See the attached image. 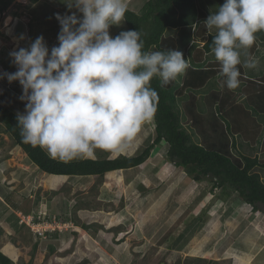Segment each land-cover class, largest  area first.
I'll use <instances>...</instances> for the list:
<instances>
[{
    "label": "rangeland",
    "instance_id": "rangeland-1",
    "mask_svg": "<svg viewBox=\"0 0 264 264\" xmlns=\"http://www.w3.org/2000/svg\"><path fill=\"white\" fill-rule=\"evenodd\" d=\"M144 1L126 0L127 8L138 10ZM61 3L16 0L0 14V74L15 72L9 53L38 36L49 49L58 44L55 14H71ZM121 31H126L125 22L110 27L112 36ZM21 34L24 40H18ZM247 55L258 65L244 68L245 75L258 76L264 71V44L253 45L242 58ZM21 95L18 81L0 79L3 106L23 113ZM184 125L189 128L190 123ZM154 127L152 120L147 121L131 141L96 149L84 158L137 156L154 139ZM2 129L0 125V249L13 264H264V206L256 212L240 203L236 193L224 200V190L213 188L210 179L195 183L186 170L167 161L165 144L145 164L102 179L52 176L30 163ZM244 151L264 158L262 150ZM259 173L264 179V172ZM17 213H44L52 219L67 215L71 221L59 219L67 227L58 240L37 239L21 228Z\"/></svg>",
    "mask_w": 264,
    "mask_h": 264
},
{
    "label": "clouds",
    "instance_id": "clouds-1",
    "mask_svg": "<svg viewBox=\"0 0 264 264\" xmlns=\"http://www.w3.org/2000/svg\"><path fill=\"white\" fill-rule=\"evenodd\" d=\"M61 2L71 14H55L58 44L49 49L41 35L14 49L9 56L16 71L0 79L22 88L25 109L16 120L23 143L69 161L131 141L156 112L159 96L151 80L159 78L162 86L177 81L190 62L176 48L144 51L139 30L110 35V27L125 20L126 0ZM202 22L212 35L221 86L237 89L238 66L258 65L252 56L242 57L264 30V0H224Z\"/></svg>",
    "mask_w": 264,
    "mask_h": 264
},
{
    "label": "trees",
    "instance_id": "trees-1",
    "mask_svg": "<svg viewBox=\"0 0 264 264\" xmlns=\"http://www.w3.org/2000/svg\"><path fill=\"white\" fill-rule=\"evenodd\" d=\"M29 1L32 4L40 2ZM15 2L0 0V14ZM223 3L224 0H145L138 10L127 8L126 30H139L143 34L144 51L176 48L190 62V67L177 81L162 86L159 78L151 80V87L159 96L152 119L155 134L139 155L115 158L105 155L96 159L78 157L69 161L52 158L39 146L23 143L17 113L0 103L3 133L10 137L15 147L26 153L30 163L40 172L52 176L102 179L108 173L128 171L145 164L151 153L165 144L167 161L186 170L195 183L201 185L210 179L213 188L224 190V200L236 193L240 203L259 211L260 205L264 206V179L259 173L264 172V158L253 157L244 148L264 151V71L248 77L244 67L238 66L240 87L229 90L221 86L218 78L220 65L211 53L212 35L208 34L202 21L206 20L210 9L216 11ZM202 39L206 40L200 47ZM258 43L264 44V30L256 33L254 47ZM255 53L257 56L261 54L259 51ZM58 219L71 221L67 215H60ZM20 226L31 232L27 226ZM60 235L57 231L47 233L55 240ZM37 248L38 243L32 247L31 260ZM0 264H13L1 249Z\"/></svg>",
    "mask_w": 264,
    "mask_h": 264
},
{
    "label": "built area",
    "instance_id": "built-area-1",
    "mask_svg": "<svg viewBox=\"0 0 264 264\" xmlns=\"http://www.w3.org/2000/svg\"><path fill=\"white\" fill-rule=\"evenodd\" d=\"M17 218L19 224L27 226L38 239L46 238L47 233L51 234L56 231L61 233L67 227L66 223L59 221L58 217L52 219L51 216H46L44 213H39L38 215L17 213Z\"/></svg>",
    "mask_w": 264,
    "mask_h": 264
}]
</instances>
